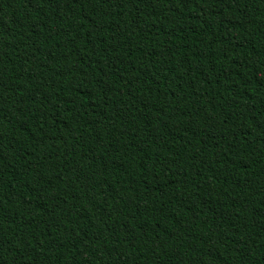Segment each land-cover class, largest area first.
Returning a JSON list of instances; mask_svg holds the SVG:
<instances>
[{"label":"trees","instance_id":"16d2710c","mask_svg":"<svg viewBox=\"0 0 264 264\" xmlns=\"http://www.w3.org/2000/svg\"><path fill=\"white\" fill-rule=\"evenodd\" d=\"M0 264H264V0H0Z\"/></svg>","mask_w":264,"mask_h":264}]
</instances>
